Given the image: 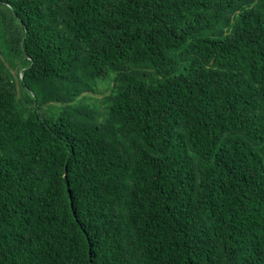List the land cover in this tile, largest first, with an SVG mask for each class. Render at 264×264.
Returning <instances> with one entry per match:
<instances>
[{
  "label": "trees",
  "instance_id": "obj_1",
  "mask_svg": "<svg viewBox=\"0 0 264 264\" xmlns=\"http://www.w3.org/2000/svg\"><path fill=\"white\" fill-rule=\"evenodd\" d=\"M0 5V264H264V0Z\"/></svg>",
  "mask_w": 264,
  "mask_h": 264
},
{
  "label": "rangeland",
  "instance_id": "obj_2",
  "mask_svg": "<svg viewBox=\"0 0 264 264\" xmlns=\"http://www.w3.org/2000/svg\"><path fill=\"white\" fill-rule=\"evenodd\" d=\"M5 16L8 18V20H12V18L10 17V14L8 13V11L2 6L0 5V19L2 20V18H5ZM6 19V18H5ZM2 25V27H4V24H0V26ZM14 24L10 25V27H13ZM4 46V42H3V38L0 36V47L2 48ZM0 57L1 59L4 61L6 67L9 69V71L11 72V74L13 75V79L16 83V90H17V98L18 99H25V92L22 88V85L19 81V78H21L22 73H21V61L20 59L16 58V62L14 64L11 63V60H9L7 58V56L5 55V53L2 51H0ZM112 85V80L110 79V77H108L105 80H102V82L99 83V91L97 94H90L88 96V100L87 102L89 103H97L99 102V100L101 99V97L104 94H108L110 91V86ZM56 106H58L57 104H55ZM54 106V105H52ZM61 107V105H59ZM52 107H47L45 108V112L46 110L48 111L45 114H50L49 111ZM60 109V108H59Z\"/></svg>",
  "mask_w": 264,
  "mask_h": 264
}]
</instances>
